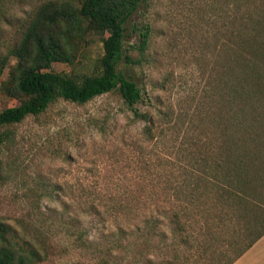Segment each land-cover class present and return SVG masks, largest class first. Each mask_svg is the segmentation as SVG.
<instances>
[{
    "label": "rangeland",
    "instance_id": "rangeland-1",
    "mask_svg": "<svg viewBox=\"0 0 264 264\" xmlns=\"http://www.w3.org/2000/svg\"><path fill=\"white\" fill-rule=\"evenodd\" d=\"M42 1L22 0L8 10L11 22L0 26V50L18 40L20 25ZM236 5L237 0L141 3L124 41L125 55L140 62L125 58L121 66L141 87L137 107L149 121L111 91L85 103L60 97L45 111L0 127V222L12 227L8 237L17 245L40 248L37 264H147L159 253L153 246L159 240L139 237L135 228L147 217L167 222L178 202L166 195L185 186L189 158L196 151L203 159L204 143L219 150L228 67L224 43L227 27L237 29ZM147 25L149 44L140 52ZM102 53L103 37L90 33L78 42L73 62H54L50 69L90 72ZM18 103L0 86V111ZM256 132L264 137L260 128ZM114 241L123 244L115 248ZM154 257L163 261L166 255Z\"/></svg>",
    "mask_w": 264,
    "mask_h": 264
},
{
    "label": "trees",
    "instance_id": "trees-1",
    "mask_svg": "<svg viewBox=\"0 0 264 264\" xmlns=\"http://www.w3.org/2000/svg\"><path fill=\"white\" fill-rule=\"evenodd\" d=\"M20 1L0 0V26L11 22L7 12ZM144 1L39 3L20 25L18 40L0 50L1 89L19 99L0 111V127L37 115L60 97L85 103L111 91L121 95L137 118L149 121L148 113L137 107L143 99L141 87L127 66H121L125 58L130 64L140 62L125 55L124 41L127 24ZM236 8L237 29L227 27L224 43L223 139L218 151L213 142L204 143L203 159L196 151L189 158L185 186L166 195L178 202L170 206L167 222L147 217L135 228L137 236L159 240L153 245L159 253L147 264H232L264 235V137L256 132L260 128L264 134V0H237ZM90 33L103 37V53L90 72L50 69L54 62H73L78 42ZM150 33L149 25L141 30L140 52L147 48ZM8 66L9 76L2 80ZM11 229L0 222V264H37L43 259L37 245H17L9 238ZM122 244L114 241L115 248ZM163 254V261L154 257Z\"/></svg>",
    "mask_w": 264,
    "mask_h": 264
},
{
    "label": "crops",
    "instance_id": "crops-1",
    "mask_svg": "<svg viewBox=\"0 0 264 264\" xmlns=\"http://www.w3.org/2000/svg\"><path fill=\"white\" fill-rule=\"evenodd\" d=\"M232 264H264V235Z\"/></svg>",
    "mask_w": 264,
    "mask_h": 264
}]
</instances>
